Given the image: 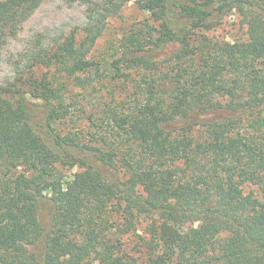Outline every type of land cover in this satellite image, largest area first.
<instances>
[{"label":"trees","instance_id":"trees-1","mask_svg":"<svg viewBox=\"0 0 264 264\" xmlns=\"http://www.w3.org/2000/svg\"><path fill=\"white\" fill-rule=\"evenodd\" d=\"M41 1L0 0V58ZM64 1L0 82V264H264V0H134L100 56L128 0Z\"/></svg>","mask_w":264,"mask_h":264},{"label":"rangeland","instance_id":"rangeland-1","mask_svg":"<svg viewBox=\"0 0 264 264\" xmlns=\"http://www.w3.org/2000/svg\"><path fill=\"white\" fill-rule=\"evenodd\" d=\"M102 2V0H92ZM88 6L73 3L69 4L64 0H42L40 5L25 20L14 36L7 37L2 45L0 58V82L13 78L15 62L19 54L26 47L28 40L36 33L48 31L52 36L69 31L71 28L84 22L85 12ZM146 14L140 11L134 0H128L118 14L114 15L109 24L95 45V56L106 49L111 40L118 39L122 33L138 23ZM213 26L206 34L220 41H243L246 39V26L242 17L235 10L225 13L220 18H213ZM79 92V90H75ZM95 95V94H94ZM94 95H88L92 102L97 101ZM86 98V99H87ZM78 167L65 169L70 175L77 171ZM147 221H140L137 224V233L145 235L144 228Z\"/></svg>","mask_w":264,"mask_h":264}]
</instances>
